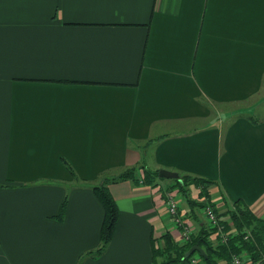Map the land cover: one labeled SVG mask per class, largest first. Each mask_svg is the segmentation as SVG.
<instances>
[{"label":"crops","instance_id":"obj_1","mask_svg":"<svg viewBox=\"0 0 264 264\" xmlns=\"http://www.w3.org/2000/svg\"><path fill=\"white\" fill-rule=\"evenodd\" d=\"M130 168L206 180L218 213L264 228V0H0V264H153L183 242L169 195L204 225L172 179L109 184L117 222L90 256L86 186Z\"/></svg>","mask_w":264,"mask_h":264},{"label":"trees","instance_id":"obj_2","mask_svg":"<svg viewBox=\"0 0 264 264\" xmlns=\"http://www.w3.org/2000/svg\"><path fill=\"white\" fill-rule=\"evenodd\" d=\"M139 170L137 168H130L117 178L104 180L101 185L90 188L104 211L99 232L100 247L95 251V254L89 253L90 256L100 254L109 244L118 218V208L108 191L107 185L124 181L138 182L140 180V184L142 185L156 186L153 183L157 179L158 172L152 175L142 169L140 172ZM70 175L72 178H75L74 174ZM173 182L174 186L169 188L171 192L178 186L186 203L194 209L196 208V210H203L205 207L211 208L217 222L215 225H212L205 220L204 225L197 226V233L193 234L189 231L187 240L179 244L173 243L167 235H164L162 237L164 239V246L161 249L155 248L153 251V264H191V259L195 256L198 257L197 264H229L232 257H243L242 255H245L246 260L252 261L251 263L258 262L261 258L264 260V228L258 226L254 215L248 208L239 205L238 202H233L232 207L226 209L224 213H218L216 205L208 201L207 193L204 192L205 184L210 182L189 177H181V182H178V180H174ZM190 185L200 188L199 199H203L202 202H193L191 200L188 192ZM66 206L67 201L64 200L56 218L58 221L63 220ZM180 213L178 212V216L181 225L177 227L181 231H184V228H188V226L184 222L185 216H180ZM201 213L203 214V211ZM247 232L251 234L253 240H244ZM222 238L225 240L223 243ZM194 246L202 248L206 255L205 259L196 252L185 259V253ZM159 257L161 258L160 262L157 261Z\"/></svg>","mask_w":264,"mask_h":264},{"label":"built area","instance_id":"obj_3","mask_svg":"<svg viewBox=\"0 0 264 264\" xmlns=\"http://www.w3.org/2000/svg\"><path fill=\"white\" fill-rule=\"evenodd\" d=\"M166 204V210L169 214V216L175 218L174 223L176 226H180V219L178 216V207H177V200L175 197H173L172 195H169L165 201ZM203 214H204V218L207 222L211 223L212 225H215L217 222V219L215 217V214L213 213L212 209L209 207H205L203 210ZM182 232V239L183 241L187 240V234L189 233V228H184V231ZM222 237V235H221ZM244 240H253V237H251V234H249L247 232V234L244 236ZM225 240L222 238V243ZM243 257H239V256H234L232 257V260L229 264H264V260L263 258H261L258 262L255 263H251L252 261L250 260H246L245 255H242ZM246 260V261H245ZM198 263V257L196 256V258L194 257L193 259H191V264H197Z\"/></svg>","mask_w":264,"mask_h":264},{"label":"water","instance_id":"obj_4","mask_svg":"<svg viewBox=\"0 0 264 264\" xmlns=\"http://www.w3.org/2000/svg\"><path fill=\"white\" fill-rule=\"evenodd\" d=\"M158 177L160 179H172V180H178L179 182H181L178 174L165 171V170H159ZM195 252L198 253L202 258L204 259L206 258L205 252L202 250V248L194 246L185 253L184 255L185 259L189 258Z\"/></svg>","mask_w":264,"mask_h":264},{"label":"rangeland","instance_id":"obj_5","mask_svg":"<svg viewBox=\"0 0 264 264\" xmlns=\"http://www.w3.org/2000/svg\"><path fill=\"white\" fill-rule=\"evenodd\" d=\"M253 115V114H252ZM107 177H109V176H107ZM139 182H141L140 180H139ZM101 183V181H96V182H93V183H90V185L89 186H86V184H84L86 187H91V186H99V185H101L100 184ZM197 201V200H196ZM160 258V257H159ZM195 258H196V256H195ZM161 259V258H160ZM159 259V260H160Z\"/></svg>","mask_w":264,"mask_h":264}]
</instances>
